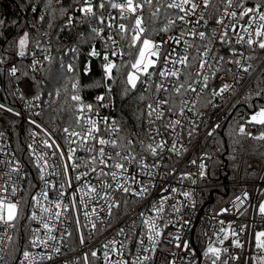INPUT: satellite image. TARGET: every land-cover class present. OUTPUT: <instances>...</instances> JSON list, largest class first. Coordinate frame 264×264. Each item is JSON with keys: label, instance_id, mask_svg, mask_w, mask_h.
Segmentation results:
<instances>
[{"label": "snow or ice", "instance_id": "1", "mask_svg": "<svg viewBox=\"0 0 264 264\" xmlns=\"http://www.w3.org/2000/svg\"><path fill=\"white\" fill-rule=\"evenodd\" d=\"M53 3L54 0H48V7L55 12ZM55 3H59V0H55ZM107 5H110L111 9L118 10L120 23L117 24L116 17L111 14L108 17L97 14L98 11L102 13ZM32 11H37L36 7H33ZM60 11L61 13L65 12L62 8ZM78 11L83 15L80 23L91 25L95 21L103 25L99 28L91 27V34L104 40L103 52L96 44H93L88 52L90 58L101 59L100 68L103 76L91 85L82 84L78 78L75 63L69 62L65 66L61 60L60 67L68 81L62 86L63 93L68 99L65 100L64 105H61L60 111L71 112V118L67 126L61 128L57 124L52 127L51 131L44 127L41 121L32 118L44 115L43 106L46 102L42 99L43 91L29 93L32 98L28 102V107L41 108V111L31 113L28 119V123L34 129H39V132L34 130L30 132L33 143L27 145L30 157H34L31 162L37 169V177L30 181V188L33 191L30 192L29 199L23 201L22 206L21 199L16 198L17 193L21 190L16 181L26 178V175H20L22 172L21 161L14 156L12 160H0V165L7 167L6 172L0 171V264H45V262L58 264L54 258L61 254V242L65 241L66 237L63 234L58 237L55 233L61 231L65 219L69 221L73 219L69 213L75 214L77 232H81V229L90 225L91 234L85 237L81 232L79 236V244L82 246L92 239L93 235L109 229L116 231L117 236H124L131 242L133 247H129L123 241L115 238L107 240L102 245L104 264H145V262L152 261L151 255H136L135 259L129 260L126 257V252L132 253L133 248L136 252H157L164 229L173 223L165 218L166 204L173 197L159 195L158 200H150L152 205L150 211L154 215H147L144 211H139L137 214L135 209L125 212L124 214L128 216V220L124 221L127 228L114 229L112 221L120 219V215L114 212V209L118 210L122 205L126 206L129 203L127 197H135V200L132 201L133 204L140 200L150 199L157 183L163 184L168 177H172L173 173L178 171L175 167L163 175H159L158 171H153L154 169L159 170L163 166L165 152L174 153L176 156H182L187 152V148L183 145L180 148L177 147V140L181 138L179 133H176L170 147L168 141L163 139L169 129L176 132L177 128H182V120L167 119L164 122L165 118L169 114L172 116L178 114L186 119L185 110L195 112L197 102L202 100L205 94L212 96L213 99L208 103L212 104V107H216L214 103L216 97L223 99L225 93L235 92V85L228 83H223L216 89L209 88L210 79L216 77L222 70L225 71L226 76L229 73L232 74L233 80L241 90L249 89V95L244 97L246 101L253 93L258 98H264V58H260L258 64L251 63L257 59L254 55L256 49L264 51V0H252V2L249 0H95V2L82 0ZM39 19L43 21L44 16H40ZM210 22H214L217 28L211 32L199 30ZM4 23V20H0V25ZM72 23L73 17L69 16L65 27ZM106 30L107 35H102ZM177 31L178 35L170 34ZM161 34H165L167 38L165 39ZM117 36L119 39L116 38ZM157 36H161V38L155 39ZM187 37H192L193 40L190 41ZM196 40L201 43L196 44ZM30 43V34L23 32L15 42V56L26 57L30 50ZM216 43L227 49L229 59L219 55L215 47ZM236 45H239L240 48H237ZM177 46L181 47L183 54L181 51H177ZM201 47L203 51H200ZM36 48H40L39 41L36 42ZM192 48L196 49L198 55L194 56L189 52V49ZM248 50H251V53L246 55ZM69 51L77 52L78 49L71 48ZM125 57L128 59L125 60ZM116 58H119L118 62ZM43 59L51 64L53 57L46 55ZM210 60L215 61L218 66L213 67L209 63ZM4 63L5 58H0V65ZM40 63L41 61L34 57L31 67L36 69ZM194 63H198V68L193 73L191 69ZM222 64L234 65L238 72H233L231 67L223 68ZM206 70H211V75L207 74ZM5 71L9 77L19 79L17 76L19 69L14 64L9 68H0V73ZM125 71L126 76L122 80L124 96L130 92H139L141 89L143 92L149 93L148 96H145L142 92L139 96L140 101L147 100L149 102L137 119L143 120L145 116L147 117L149 127L146 134L153 142L145 145L144 141L140 140L139 144L143 153L158 158L154 159L151 165L146 162L143 153L134 152L137 143L135 139L112 138L123 129L115 120L109 121L108 117L99 115L101 108L113 106V85L116 83L117 76L122 75ZM90 72L91 60L84 65V75H88ZM245 75L248 77L247 81L244 80ZM253 83H255V88L252 87ZM35 86L37 89L40 88L38 81ZM28 87L31 88V85ZM89 87L105 89V92L94 98L95 103L85 102L81 95L83 89ZM163 93H167V95H162ZM48 95L51 97L53 93L49 92ZM55 95L59 98L61 89H56ZM185 96L188 98L180 100L179 113H177L176 98ZM20 98L25 99L24 94H21ZM68 100L71 101L70 104ZM106 101L108 102L106 103ZM55 102L50 100L47 102V106L51 108ZM232 107L235 108L236 105H232ZM248 107L253 111L246 119V124L264 126V106L259 107L258 110L254 104L248 105ZM0 110L15 116L22 115L21 112L4 103H0ZM52 111L55 113L57 110L52 109ZM56 119L55 115L50 117L51 121ZM157 121L163 123L157 124ZM101 124L104 125L103 129ZM161 127L164 129L163 132ZM199 127L200 125L195 123L191 125L187 132L190 139L198 135ZM220 127L219 123L214 124L212 129L207 132V136L211 137L216 134V129ZM76 128H79L80 131H77ZM102 133H106L107 138ZM41 134L43 138L39 139ZM238 134L240 137L264 141V132L255 135L253 132L247 131L244 124L239 126ZM2 135L3 133H0V136ZM156 136H160L161 139L156 141ZM60 141L64 143L61 144ZM37 144L45 151H37L35 147ZM97 145L100 147L97 148ZM232 145L233 155L231 158L233 160L237 159L235 155L237 151L247 150L241 140H233ZM236 145H239V149L235 147ZM106 146L121 150L116 151L113 155L107 152ZM225 151H228L227 147H225ZM80 152H84L86 155H78ZM124 152H127V155H124ZM204 155L207 157V153ZM57 158L58 164L56 163ZM207 158L211 159V157ZM191 163L196 165L197 160H192ZM127 164L139 165L140 173L132 174L126 167ZM247 167L251 168L253 165L249 163ZM81 168L84 171H80ZM207 168V164L201 158L198 172L182 174L181 182L191 179V183L196 185L198 181L192 178L193 175L198 176L200 181L209 180L215 173L210 174ZM141 174L148 178L147 182L137 178ZM49 175L57 177V183L50 184ZM37 179L42 182L43 187L36 183ZM109 179L112 183H109ZM93 180L97 182L93 183ZM133 185L138 187L134 188ZM53 190L55 199H52ZM160 190L161 192L167 191L164 187H161ZM117 192L121 193L120 198L116 197L115 193ZM177 192L186 200L191 201L192 207L195 208L192 191L171 188L172 194ZM249 200V192L244 190L241 195L231 201L232 208L221 207L218 212H214V216L231 213L233 209L238 216H243L248 208L241 211V206ZM101 201H103L102 204ZM89 203L98 207L94 206L90 211H83L86 225L81 223L78 214L81 212V207L87 209ZM179 203L177 201V204ZM171 207L174 212H180V208L176 204ZM249 207L254 208L255 213L260 217L261 229L253 231V240L255 248L264 253V198H261L257 205L249 204ZM20 219H27L39 224L37 228H30L31 235L23 250L18 242L13 241V236L10 234L16 231ZM183 223L190 225L188 220ZM219 223L222 227L217 235L223 234L219 243L223 245L231 236L230 247L242 250L244 243L241 242L240 236L247 232L249 226L244 224L236 228L233 227L235 222L232 221L228 222V227L225 228L223 227L224 220H220ZM63 231L67 233V237L72 236V232H69L67 227H64ZM145 236L149 247L145 246ZM169 236L171 237L169 243L173 240L179 241L175 247L180 249V253H171L174 259L165 258V264H198L200 257L189 240H181L179 234L172 236L169 233ZM29 246L42 248L47 252L34 254L28 250ZM17 252H21L22 258L17 255ZM224 254H228V259L223 258ZM90 255L92 258H98V253L95 250H92ZM200 255L206 258L210 264H230V261L239 262L241 260L240 254H231L228 247H215L214 243H209ZM113 256L118 258L113 259ZM251 259L257 264H264V255L251 257ZM83 264H91L88 252L83 255Z\"/></svg>", "mask_w": 264, "mask_h": 264}, {"label": "built area", "instance_id": "2", "mask_svg": "<svg viewBox=\"0 0 264 264\" xmlns=\"http://www.w3.org/2000/svg\"><path fill=\"white\" fill-rule=\"evenodd\" d=\"M95 2V0H93ZM249 2H252V0H249ZM82 5L78 6V8ZM98 15H103L104 17H108L109 14L116 17V23H120L119 19V12L118 10L111 9L110 5H107L106 8L103 10V12L97 13ZM83 19V15L79 12V17L77 18V21H81ZM194 19V18H193ZM127 23V21H124ZM227 22V20H226ZM234 22V21H233ZM92 27H103V25L98 24L97 22H92ZM217 25L214 22H210L207 26L199 28L201 31H207L211 32L213 29H216ZM172 35H178L177 32L170 33ZM102 35H107V30ZM165 39L167 36L165 34H161ZM161 36L155 37V39L159 40ZM119 39V37H116ZM190 41L193 40L192 37H187ZM104 40L96 37V45L98 48H100L101 52H103V45ZM201 42L196 40V44H200ZM234 43V40H233ZM11 46L10 40L3 39L2 38V32L0 30V58H5V63L0 65V68H9L12 64H14L18 69L17 76L19 79L11 78L9 77L8 73L5 71L3 73H0V103H4L7 106L15 109L16 111H19L22 113L21 116H15L12 113L2 111L0 110V133H3L2 136H0V160H12L13 156L21 161L22 164V172L20 173L21 176H25L23 180H17L16 183L20 186V191L17 193L18 199H21L22 206L23 201L29 199V194L33 190L30 188V181L34 180L37 177V169L34 167L33 163L31 161L34 160V157H30L29 155V149L27 148V145L30 143H33L32 138L30 137L31 131H37L39 132V129H34L32 125L28 123V119L31 113L39 112L41 111V108L37 107H28V102L31 101V95L29 93H36L37 91H43L42 99L46 102L44 107V115L41 117H32L37 119L38 121H41L44 124V127L48 128L49 131H51L52 127L56 126L57 124L62 128L68 125L71 118V112H67L66 115H58V113L51 112L52 109H56V107L52 104L51 108L47 106V102L50 101L52 98L56 97V95L53 93L51 97L48 95V91L45 90V87L47 86L45 84V80L39 82L42 77L48 72V61H45L43 58L46 55H51L50 50L43 48L40 46V48H36L35 46L29 47L30 50L26 57L20 58L18 56L13 57V59H8L9 54L8 51L12 50L9 47ZM219 55H223L225 59H229V53L227 52L226 48H222L219 43H216L215 45ZM237 48H240L239 45H236ZM243 51V49H241ZM177 51H181V47L177 46ZM200 51H203V48H200ZM259 51V49L255 50V53ZM189 52L192 55H198L195 48L189 49ZM251 50H248L245 54H250ZM181 54L182 51H181ZM36 58L41 61V63L37 66L36 69H33L31 67V61L33 58ZM101 64V59L96 58ZM128 57H125V60H127ZM251 61V63H253ZM210 64L213 65V67H217L218 65L215 64V61H209ZM254 64V63H253ZM223 68H232L233 72H238V70L235 68L234 65H227L222 64ZM198 68V63H194L191 71L194 73ZM207 74L211 75V70H206ZM25 73H27V76H25ZM34 78V79H33ZM195 78V77H194ZM223 78V79H221ZM244 80L247 81L248 77L247 75L244 76ZM39 82L40 88H36V82ZM223 83L233 84L235 85L236 91L235 92H228L224 94V98L221 99L220 97H216L214 100V103L216 107H212V104L208 103L210 100H212V96L210 94H205L203 96L202 100H199L195 107V112L192 111H186V119L184 117L179 116L178 114L176 116H172L169 114L165 118V121L167 119H181L182 120V128H177L176 132H173L171 129H169L163 136V139L167 140L169 143V147L171 146L172 140L175 137L176 133L180 134V139L177 140V147L180 148L181 145L187 148V152L183 153L182 156H176L174 153H168L165 152V160L163 161V166L159 170H153L158 171L159 175H163L165 172L171 171L173 167L178 169L175 173H173L172 177H168L166 179V182L163 184L157 183V186L155 190L152 192V197L147 200H140L138 203L133 204L132 201L135 200V197L129 196L127 197L129 203L125 206L122 205L120 209L116 210L114 209V212L118 213L120 215V219H113L112 225L114 229H118L120 227L127 228V224L124 223V221L128 220V216L125 215V212L131 211L135 209L137 211V214L139 211H144L147 215H154L153 212L150 211L151 209V202L150 200L155 199L158 200L159 195H170L173 198H171L167 204V214H166V220H171L173 223L169 224V226L164 229L163 237L161 238V243L158 246V250L155 253H143L142 251L136 252L135 248H133L132 253L126 252V257L131 260L135 259L136 255H151L152 261L145 262V264H165V258L171 260L174 259V257L171 255V253H180V249L175 247V244L179 241H172L169 243V240L171 237L169 236V233L172 234V236H175L176 234H179L181 236V240H189L191 246L194 248L195 252L199 255V262L198 264H210L209 261H206V258H204L202 255L203 251L207 248L209 243H214L215 247L224 248L228 247L229 252L231 254H240L241 260L239 262L237 261H230V264H257L256 261L252 260L251 257L264 255V253L259 252L254 246V240H253V231L254 230H260L261 224H260V217L255 213L254 208L249 207V204L257 205L258 201L261 198H264V157H260L257 155H248L244 151L242 153L239 166L236 168L234 175H230L229 173L223 172L221 175H211V178L207 181H200L199 177L196 175H193V179H197V184L193 185L191 183V179L184 180L181 182V175L184 173H192L196 174L198 172V164L201 162V158L203 159V162L207 164L208 168L207 170L209 173H213L212 166H211V159H208L207 157L212 158V143L215 135L218 131H221L223 127L225 126L230 109L232 107L233 102L237 99L239 94L241 93L240 86L235 83L233 80L232 74L229 73L227 76L225 75V71H220L216 77H212L209 81V88L210 89H216L219 86H221ZM31 85V88L28 86ZM70 90V87H69ZM21 94H24L25 99H21ZM101 93H93L88 99L84 98L82 92L81 95L83 96L85 102L87 103H95V97L97 95H100ZM162 95H167V93H163ZM185 97H177V113H179V106H180V100L186 99ZM149 102V101H148ZM147 102V103H148ZM107 103V101H106ZM146 103V104H147ZM146 108V105H145ZM144 108V110H145ZM56 115L57 119L55 121H51L50 117ZM100 117H108L109 121L115 120L117 122V119L115 116H113L108 108H101ZM163 122L157 121V124H162ZM195 123L200 125L198 135L192 139H190L187 135L188 129L191 127V125ZM216 123H219L221 127L219 129H216V134L209 137L207 136V132L212 129V126ZM119 125V123L117 122ZM241 124H244L247 131L253 132L255 135H257L258 129H260L263 126L260 125H247L246 121L241 122L237 125L236 133L239 135V126ZM101 128H104V125H100ZM120 126V125H119ZM149 125L147 124V117H144L143 127L135 130L131 134L124 135L122 132H119L115 134L112 138L119 139V137H126L130 139H135L137 141L135 145L134 152L135 153H143V149L141 148L139 141L143 140L144 144L147 145L149 143H152V139L146 134L148 130ZM77 131H80L79 128H76ZM161 131L163 132L164 129L161 127ZM105 134L106 133H102ZM135 134V135H134ZM43 136L39 137V139H42ZM107 138V136H106ZM161 139L160 136H156L155 140L159 141ZM247 140H250L251 138H246ZM61 144H63V141H60ZM37 148V151H45L42 150L41 146L39 144L35 145ZM100 146L97 145V148ZM107 152L111 154H115L116 151H119L121 149H113L111 146H106ZM207 153V157L204 155ZM78 155L84 156L86 155L84 152L78 153ZM124 155H127V152H124ZM143 155L146 157V162L151 165L154 162V159L147 153H143ZM192 160H197V164L193 165L191 163ZM56 163H59V160L57 158ZM112 163V161H110ZM251 163L253 167L248 168L247 164ZM260 166V167H259ZM126 167L129 168L130 172L132 174H138L140 173V166L139 165H132L127 164ZM257 167V168H256ZM0 171H7V167L0 165ZM80 171H84L83 168L80 169ZM107 171V169H106ZM15 176V174H13ZM75 175V173H73ZM138 179H144L145 182H147V177L141 175H138ZM57 177L53 175L48 176V180L50 184L57 183ZM159 181V177L157 178ZM97 181L93 180V183H96ZM36 183L40 184L41 187H43L42 182H40L38 179L36 180ZM109 183H112V181L109 179ZM205 185H208L207 187ZM133 187H138L137 185H133ZM161 187H164L167 189L165 192H161ZM175 187L179 189L180 191H192L193 192V198L195 201V208L192 207V202L189 200H186L182 195L179 194V192L172 194L171 188ZM247 190L250 195V200L246 201L243 206H241V211H243L244 208H248V211L243 216H238L235 212V209L232 210L231 213L224 214L221 216H214V212H218L221 207H227L232 208L231 201L238 195H241V193ZM117 198L121 197V193L117 192L115 193ZM79 197L77 196V199ZM52 199H55V191L52 192ZM177 201L180 203L177 204ZM67 202V201H66ZM101 204L103 201L100 202ZM176 204L177 207L180 208V212L176 213L174 212L171 205ZM144 205H147V207H144ZM97 206L93 205L92 203L88 204L87 209H85L83 206L81 207V212L78 214L79 219L81 223L86 224L85 218L83 216V211L88 210L90 211L92 207ZM98 207V206H97ZM27 211V210H26ZM70 216L73 217L71 221L68 219H65L64 225L61 226V231L55 233L58 237L63 234L66 237V240L61 242V254L56 256L54 260L58 262V264H83V255L85 252H88L89 259L91 264H104L103 262V249L102 245L107 242V240H111L115 238L116 240L123 241L126 245L129 247H133L131 242L126 240L124 236H117L116 231L109 229L108 231L99 233L97 235H93L92 239L88 240L85 245L79 244V236L82 232V234L87 237L91 233L89 231L90 225L85 226L83 229H81V232L76 231V225H75V214L69 213ZM138 218V216H137ZM26 224V230L25 234L22 236L21 242H20V248L23 250L25 246H27V240L30 233V228H37L39 227V224L37 222L29 221L25 219ZM185 220L190 221V225L184 224L183 222ZM224 220L225 224L223 227H228V222L234 221L233 227L238 228L240 225L247 224L248 230L245 234L240 236L241 242L244 243V248L236 249L233 247H230V242L232 237L230 236L228 241H225L223 245L219 243V239L223 234H220V236L217 235L219 232L220 225L219 221ZM55 223V221H53ZM128 223H131V221H128ZM67 227L69 232H72L71 237H67V233L63 231V228ZM99 227V225H98ZM13 236V241H17L16 238V231L10 233ZM43 238V237H42ZM145 246L149 247V242L147 241L146 236L144 237ZM19 243V242H18ZM56 243V242H52ZM9 246L11 247L12 244L10 243ZM138 247V246H136ZM29 251H32L35 253L40 252H47V250H44L42 248H31L28 247ZM92 250L97 251L98 258H92L90 255V252ZM18 256H21V252H17ZM7 259V257H5ZM22 258V256H21ZM118 257L113 256V259H117ZM224 259H228V254H224ZM45 264H49V262H45Z\"/></svg>", "mask_w": 264, "mask_h": 264}, {"label": "trees", "instance_id": "3", "mask_svg": "<svg viewBox=\"0 0 264 264\" xmlns=\"http://www.w3.org/2000/svg\"><path fill=\"white\" fill-rule=\"evenodd\" d=\"M80 3H82V0H59V3H55L54 0L53 8L56 11L53 12L52 8L48 7V0H0V20L5 21L3 25H0V30L2 38L10 40L11 46L9 48L12 50L8 51L9 57L13 59L16 51L14 47L15 42L23 32L30 34L31 43L29 47H36V42L39 41L41 47L50 50L53 57L52 63H48V72L39 82L45 80V84L47 85L45 90L54 94L56 89H61L60 97L51 99L52 101H56L53 103L57 110L55 113L61 116L69 112L60 111L61 105H64L65 100L68 99L63 93L62 86L68 81L60 67L61 60H63L65 66L69 62L75 63L78 78L82 84L91 85L103 76L98 59L88 56L91 46L96 43V37L91 34L92 24L89 25L77 21ZM33 7H36L37 11L33 12ZM61 8L65 10L64 13H61ZM40 16H44L43 21L39 19ZM69 16L73 17V23L65 27ZM50 24L51 27H49ZM71 48H77L78 51L70 52L69 49ZM257 52L254 53L257 57L253 62L254 65L259 63L260 58H264L263 53L258 54ZM116 59L118 62L119 58ZM89 60H91V72L88 75H84V65ZM125 76L126 71L122 75L117 76L116 83L112 88L113 106L108 107V109L116 117L117 122L123 129L121 132L124 135H128L143 127L144 118L143 120H138L137 117L144 111L148 101L142 102L139 100L143 89L139 92H130L127 96L123 95L124 84L122 80ZM252 87L255 88V83L252 84ZM98 92L103 93L105 89L103 87H89L83 89L82 94L84 98L88 99L93 93ZM143 94L145 96L149 95L147 92H143ZM248 95V88L241 91L232 104L236 105V107H231L225 126L221 131L217 132L213 139L211 166L216 176L221 175L223 170L232 176L239 166V161L244 151H237L235 153L237 159L233 160L231 158L233 155L231 152L233 140H241L247 149L245 151L246 154L264 157V141L247 140L236 133L237 125L245 122L253 111L248 105L254 104L257 110L259 107L264 106V98H258L253 93L246 101L244 97ZM68 103L70 104L71 101L68 100ZM261 132H264V126L258 129L257 135ZM225 147L228 148V151H225ZM235 147L239 149V145ZM217 149H220V151H217ZM25 221V219H20L17 223L16 238L19 244L22 236L25 234Z\"/></svg>", "mask_w": 264, "mask_h": 264}, {"label": "rangeland", "instance_id": "4", "mask_svg": "<svg viewBox=\"0 0 264 264\" xmlns=\"http://www.w3.org/2000/svg\"><path fill=\"white\" fill-rule=\"evenodd\" d=\"M257 53H258V54H261V53L264 54V51L259 50ZM259 167H260V166H259Z\"/></svg>", "mask_w": 264, "mask_h": 264}]
</instances>
